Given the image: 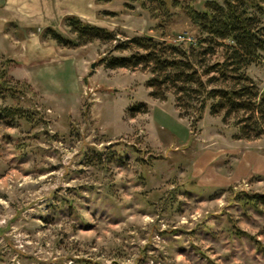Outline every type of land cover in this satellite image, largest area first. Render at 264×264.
Returning <instances> with one entry per match:
<instances>
[{
  "label": "rangeland",
  "instance_id": "374dc122",
  "mask_svg": "<svg viewBox=\"0 0 264 264\" xmlns=\"http://www.w3.org/2000/svg\"><path fill=\"white\" fill-rule=\"evenodd\" d=\"M127 4L62 0L55 22L0 23V69L18 89L0 106L30 112L0 120V264H264V204L247 198L264 194V137L234 138L208 107L192 131L171 94L150 96L147 72L103 67L112 43L40 38L46 26L70 37L67 15L127 36L198 37L181 7L161 21ZM247 73L264 86V54Z\"/></svg>",
  "mask_w": 264,
  "mask_h": 264
},
{
  "label": "trees",
  "instance_id": "16d2710c",
  "mask_svg": "<svg viewBox=\"0 0 264 264\" xmlns=\"http://www.w3.org/2000/svg\"><path fill=\"white\" fill-rule=\"evenodd\" d=\"M128 1L130 7L137 2L152 18L161 21L171 18L170 8L181 7L198 37L182 44L147 34L127 36L76 15H67L63 24L70 37L47 26L40 38L67 47L94 40L112 43L101 58L103 67L147 72L150 96L164 100L171 94L178 116L189 119L192 131L208 107L210 115H220L224 123L230 122L236 128L234 138L264 137V86L260 87L247 73V68L258 64L264 54V0H204L202 10L179 0ZM5 72L3 66L0 99L4 91H18L7 83ZM146 110V105L140 103L130 110V115ZM0 118L11 125L18 119L28 121L30 112L23 107L4 105L0 106ZM247 198L251 204H264V194H248Z\"/></svg>",
  "mask_w": 264,
  "mask_h": 264
},
{
  "label": "crops",
  "instance_id": "0c3cea01",
  "mask_svg": "<svg viewBox=\"0 0 264 264\" xmlns=\"http://www.w3.org/2000/svg\"><path fill=\"white\" fill-rule=\"evenodd\" d=\"M60 17L62 0H0V23L55 22Z\"/></svg>",
  "mask_w": 264,
  "mask_h": 264
},
{
  "label": "built area",
  "instance_id": "2783aa9c",
  "mask_svg": "<svg viewBox=\"0 0 264 264\" xmlns=\"http://www.w3.org/2000/svg\"><path fill=\"white\" fill-rule=\"evenodd\" d=\"M184 41L193 42L194 40L190 37H185V36H178L176 40V42H184Z\"/></svg>",
  "mask_w": 264,
  "mask_h": 264
},
{
  "label": "water",
  "instance_id": "95a60500",
  "mask_svg": "<svg viewBox=\"0 0 264 264\" xmlns=\"http://www.w3.org/2000/svg\"><path fill=\"white\" fill-rule=\"evenodd\" d=\"M93 67H94V63H91V64H90V68H93Z\"/></svg>",
  "mask_w": 264,
  "mask_h": 264
}]
</instances>
